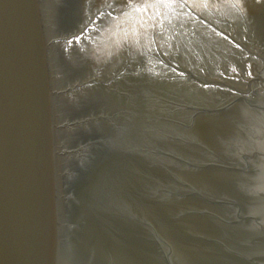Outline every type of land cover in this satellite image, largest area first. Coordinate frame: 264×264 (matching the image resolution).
<instances>
[{
  "label": "water",
  "instance_id": "1",
  "mask_svg": "<svg viewBox=\"0 0 264 264\" xmlns=\"http://www.w3.org/2000/svg\"><path fill=\"white\" fill-rule=\"evenodd\" d=\"M0 264H264V0H0Z\"/></svg>",
  "mask_w": 264,
  "mask_h": 264
}]
</instances>
